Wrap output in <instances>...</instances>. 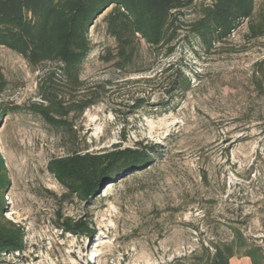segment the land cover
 Instances as JSON below:
<instances>
[{
	"label": "rangeland",
	"instance_id": "rangeland-1",
	"mask_svg": "<svg viewBox=\"0 0 264 264\" xmlns=\"http://www.w3.org/2000/svg\"><path fill=\"white\" fill-rule=\"evenodd\" d=\"M201 2L210 0L195 5ZM256 3L258 14L264 0ZM108 12L89 31L92 52L81 79L103 94L71 119L78 139L26 111L0 123L10 181L5 218L25 237L23 251L0 255V264H190L184 258L201 245L231 243L237 230L264 253V90L255 83L264 37L250 39L245 21L209 53L195 38L179 40L170 57L142 43L132 67L121 71L105 60L115 48L102 20ZM186 14L195 17L193 9ZM171 65L190 79L188 92L165 90ZM44 70L0 47L7 82L0 102H39ZM71 149L141 150L152 162L84 202L68 196L47 166ZM66 219L86 222L91 235L65 233L59 225ZM231 264L251 260L237 257Z\"/></svg>",
	"mask_w": 264,
	"mask_h": 264
},
{
	"label": "trees",
	"instance_id": "trees-1",
	"mask_svg": "<svg viewBox=\"0 0 264 264\" xmlns=\"http://www.w3.org/2000/svg\"><path fill=\"white\" fill-rule=\"evenodd\" d=\"M197 1L0 0V47L20 54L34 69L45 68L38 84L40 101L29 105L0 102V123L8 114L26 111L64 131L72 142L78 139L71 119L97 104L103 94L89 89L81 72L92 52L89 31L107 10L102 20L108 36L115 40V48L107 52L105 60L121 71L132 67L142 43L154 54L170 57L179 40L195 38L209 53L245 21L250 39L264 37V8L256 14V0H210L196 6ZM190 9L195 17L186 19ZM173 69L172 65L165 69L171 72L165 90L168 94L188 92L190 79L180 67ZM255 70L256 86L263 91L264 59ZM6 84L0 71V89L4 90ZM137 106L143 108L146 104L141 100ZM151 162L152 157L141 150L91 153L71 149L64 157L51 159L47 166L68 196L89 202L105 185ZM9 185L8 169L0 153V255L24 249V229L5 218L4 194ZM59 227L65 233H92L82 220L74 223L66 219ZM235 233L233 242L201 245L199 251L184 259L190 264H231L238 257L250 259L251 264H264L262 248L248 244L239 230Z\"/></svg>",
	"mask_w": 264,
	"mask_h": 264
}]
</instances>
